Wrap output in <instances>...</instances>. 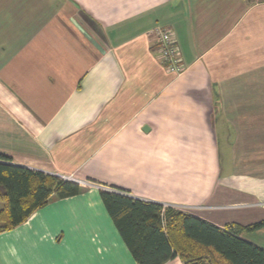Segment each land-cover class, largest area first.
<instances>
[{
    "label": "crops",
    "instance_id": "obj_1",
    "mask_svg": "<svg viewBox=\"0 0 264 264\" xmlns=\"http://www.w3.org/2000/svg\"><path fill=\"white\" fill-rule=\"evenodd\" d=\"M0 154L80 186L0 233V264H137L101 191L264 221V0H0Z\"/></svg>",
    "mask_w": 264,
    "mask_h": 264
},
{
    "label": "trees",
    "instance_id": "obj_2",
    "mask_svg": "<svg viewBox=\"0 0 264 264\" xmlns=\"http://www.w3.org/2000/svg\"><path fill=\"white\" fill-rule=\"evenodd\" d=\"M80 186L11 164L0 154V233L21 225L51 197L79 194ZM101 201L137 264H264V250L239 238L264 228V221L220 229L195 216L105 191Z\"/></svg>",
    "mask_w": 264,
    "mask_h": 264
},
{
    "label": "built area",
    "instance_id": "obj_3",
    "mask_svg": "<svg viewBox=\"0 0 264 264\" xmlns=\"http://www.w3.org/2000/svg\"><path fill=\"white\" fill-rule=\"evenodd\" d=\"M155 32L158 38V52L161 61L166 65L168 71L180 74L183 67L180 64V54L172 32L161 28Z\"/></svg>",
    "mask_w": 264,
    "mask_h": 264
},
{
    "label": "rangeland",
    "instance_id": "obj_4",
    "mask_svg": "<svg viewBox=\"0 0 264 264\" xmlns=\"http://www.w3.org/2000/svg\"><path fill=\"white\" fill-rule=\"evenodd\" d=\"M52 176V175H51ZM53 177H57V178H59L58 176H53ZM59 179H61V180H64V181H69V182H71V180H69V179H67V178H64V177H61V178H59ZM164 209H166V208H170L169 206H162Z\"/></svg>",
    "mask_w": 264,
    "mask_h": 264
}]
</instances>
